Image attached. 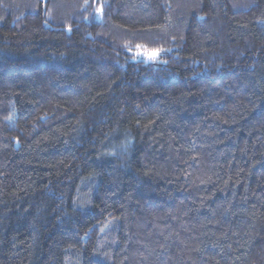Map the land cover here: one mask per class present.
Instances as JSON below:
<instances>
[{"label":"trees","instance_id":"obj_1","mask_svg":"<svg viewBox=\"0 0 264 264\" xmlns=\"http://www.w3.org/2000/svg\"><path fill=\"white\" fill-rule=\"evenodd\" d=\"M0 264H264V0H0Z\"/></svg>","mask_w":264,"mask_h":264},{"label":"snow or ice","instance_id":"obj_2","mask_svg":"<svg viewBox=\"0 0 264 264\" xmlns=\"http://www.w3.org/2000/svg\"><path fill=\"white\" fill-rule=\"evenodd\" d=\"M100 11H101V9L100 8H97V12H100ZM137 47L139 48L140 45H137ZM157 51L145 52L144 55L148 56L150 59H155L156 56H157ZM133 58H135V57H133Z\"/></svg>","mask_w":264,"mask_h":264}]
</instances>
